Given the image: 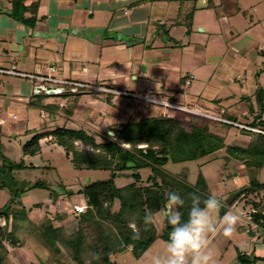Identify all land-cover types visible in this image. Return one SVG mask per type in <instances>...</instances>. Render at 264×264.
Instances as JSON below:
<instances>
[{
	"label": "crops",
	"instance_id": "crops-1",
	"mask_svg": "<svg viewBox=\"0 0 264 264\" xmlns=\"http://www.w3.org/2000/svg\"><path fill=\"white\" fill-rule=\"evenodd\" d=\"M21 1L24 17H32V23L10 15L12 0H0V68L20 73H0V134L15 133V125L10 123L18 118L15 113L27 114L30 107L45 106L60 115L40 94L44 88H76L35 76L87 85L79 89L101 86L116 93L128 91L120 78L134 75L141 81L153 80L160 89L147 84L146 91L150 88L156 95L167 93L171 75L183 79V85H175L176 91L192 85L198 76L200 84L204 79L200 95L205 100H231L236 110L242 105L237 110L241 121L250 124L264 108V0ZM194 59L195 72H182L183 63L192 65ZM141 64L140 76L128 69ZM208 69H213L210 77ZM234 84L239 86L236 92L231 90ZM126 85H130L128 80ZM258 89L263 95L260 101ZM99 92L101 98L106 95ZM162 96L158 97L164 99ZM78 103L69 116L72 119ZM260 116L264 119V110ZM41 117L46 118L45 113ZM23 127L16 130L17 135L31 138L35 134L27 125ZM42 143L48 144L47 139L40 140V151ZM236 201V206L242 204L240 199ZM240 212L247 217L243 208ZM246 230L252 239H258ZM254 250L255 256L264 258L263 248Z\"/></svg>",
	"mask_w": 264,
	"mask_h": 264
},
{
	"label": "trees",
	"instance_id": "trees-1",
	"mask_svg": "<svg viewBox=\"0 0 264 264\" xmlns=\"http://www.w3.org/2000/svg\"><path fill=\"white\" fill-rule=\"evenodd\" d=\"M24 10L21 0H12L10 15L16 20L32 23V17H24ZM40 94L45 97L48 95L45 91ZM81 94L83 90L79 88L75 91L66 88L60 93L69 99L70 113H73ZM262 96L261 89H258L259 101ZM133 100L128 97L129 105H135ZM263 110H259V116L251 121L250 126L264 131V119L260 116ZM136 113L137 117L133 118V112L126 122H119V129L114 131V135L105 131L102 142H97L95 134L85 128L58 126L53 130L35 133L24 142L22 158L18 161L5 153L0 137V188L6 187L3 183L5 179L15 185L14 172L26 168L24 156L38 154L40 140L44 138L48 143L64 149L75 170H104L110 173L107 178L90 180L77 190V194L85 198L87 208L69 222L62 223L66 217H56V214H48L43 221L36 222L28 218L24 208L17 211L11 207V213L5 211L6 216L0 215V264L9 263L6 243L19 246L20 243L32 241L40 246L43 242L44 247H51L58 252L62 250L75 264H117L111 256L123 252L128 246L132 254L139 258L156 238L168 239L170 227L167 224L162 233L156 236L155 227L146 226L143 221L146 211L158 212L165 206V193L175 191L185 199L186 206L182 209L185 218L187 206L190 205V193L195 192L202 198L209 195L208 183L201 171L195 182L191 183L167 172L163 166L169 161L185 162L205 158L221 149L225 150L221 158L223 172H237L243 166L246 183L238 188L235 197L250 207L249 220L264 231V181L259 177L260 170L264 168V133L242 130L251 134L247 143L231 145L225 144L223 135L209 131L206 124L201 127L190 122L188 131L172 117H143L139 112ZM228 117L236 120L233 115ZM140 144L145 146L138 147ZM128 162L134 165L129 168L126 165ZM144 169H149L145 184L140 173ZM122 174L132 181L117 186L116 178ZM35 187H40V183H36ZM60 192L61 189L59 192L52 190L53 203L57 202L55 195ZM69 195H72V191H69ZM115 200L119 202V209L112 211L111 205ZM132 222L137 224L135 231L129 226ZM21 232L23 236L19 234ZM252 258L254 261L259 259L255 255ZM237 259L239 264H251V258L246 259L244 253L239 252Z\"/></svg>",
	"mask_w": 264,
	"mask_h": 264
},
{
	"label": "rangeland",
	"instance_id": "rangeland-1",
	"mask_svg": "<svg viewBox=\"0 0 264 264\" xmlns=\"http://www.w3.org/2000/svg\"><path fill=\"white\" fill-rule=\"evenodd\" d=\"M198 60L200 61L202 59L200 58ZM136 62L138 63L139 61H134L133 63ZM195 63V59L192 62V65H188L191 64L190 62L188 64L183 63L185 68H183L182 72L188 70L195 72L196 66L193 65ZM216 63L217 62L215 61L214 64H211L215 65ZM142 65L143 64L136 65L135 68L129 67L128 69L130 72H135L140 76V68ZM106 71L108 72V70ZM212 71L213 69H208V77L212 75ZM194 74L196 73H193V75ZM215 75L216 72L212 78H214ZM177 77L178 76L173 77L171 75L170 80L168 81L170 89L166 90L167 93H165V91L163 92L164 96H162V93L156 95L158 93H153L152 89L150 95L151 98L165 100L177 105L178 108L176 109L159 103L137 99L135 97H132L135 100H133L132 103L135 105H129L130 102H128V97L131 96L127 95L128 92L129 94H145L147 84H150L155 90L160 89L153 80L141 81L140 78H134V75L129 79L120 78V81L125 86L124 88L128 89L126 95L114 92L107 93V91H104L111 101H108V98L106 99V95L101 98L99 92L101 90L95 88L99 86H95L92 89H82L86 91H83V94L80 96L77 111L74 112L73 119L69 117L71 114L69 110V99L64 95L50 94L47 92L46 104H49L55 109L57 107L60 115H57L52 109L45 106L30 107L27 110V114L15 113L18 118L14 120L15 123L10 122L15 125V133H11L10 136L8 133L5 134L1 132L0 134L3 149L5 153L14 160L18 161V159L20 160V158H22V146L24 142L30 138L23 134L17 135L16 130L22 128L23 124L27 125L28 128L35 133L45 130H53L58 126H65L69 129L85 128L89 133L95 134L97 142H102V139L105 136V131L109 134L112 132L110 135H114V131L119 129V122H126L133 112L135 113L133 114V118L137 117L136 112H139L143 117H172L177 119L181 125H184L188 131L190 129V122L201 127L206 124L209 131L224 136L225 144L245 145L247 143L251 134L242 131L246 129L237 127L233 123L226 124L225 122L219 121V118H222L228 121L248 125L247 122L241 121V119L237 117L238 112L240 111L239 107L242 108L240 103L239 105L236 104L237 110H239L237 111L233 107L234 103L231 100L227 101V103L219 100L213 101L214 99L211 101L205 100L200 95L201 90L204 87V79L203 83L200 84L197 81L199 79L198 76L192 80V85L185 86L181 91H176V84L183 85V79L178 80ZM127 80L130 82V85H126ZM141 83H143V85H141ZM196 86H200L199 90ZM238 89V85H232L231 90L236 92ZM122 92L126 93L125 91ZM102 94L104 93L102 92ZM158 96H162L164 99L159 98ZM200 101L202 103H200ZM61 103L64 105H60ZM222 105L225 106V111L222 110ZM245 105L248 107L249 104L245 103ZM42 113H45L46 118L41 117ZM232 115L235 116L236 120L229 119L228 116ZM123 145L125 147L129 146L128 144ZM144 146V144H140L138 147ZM223 155H225V150L221 149L215 154L198 160L185 162L169 161L163 166V168L167 172L178 175L191 183L195 182L199 171H201L208 183V194L215 192L222 200L223 207L220 213L225 210L226 212L233 211L239 215L240 221L236 227V231L230 238L224 237L219 228L215 233L209 235L208 248L206 251H209L212 254L214 264H239L237 259L239 252L244 253L246 259L251 258V264H264V258H259L256 261L252 258V256L255 255L253 253L257 252L254 248L264 249V231L259 227L255 228L249 220V206L244 205L243 201L240 202L242 204L235 205L238 202L236 201L238 199L235 197L238 188L246 183L245 170L243 166H240V169H238L237 172H223V159H221ZM24 159L26 168L14 172V186H17L20 181L24 180L25 187L22 190H17L15 192L8 187L0 188V211H8L11 213V207L18 209L17 211H22L21 208H24L27 211L28 218L36 222L43 221L48 214L51 216L56 214V217L59 215L66 217L62 223L71 221L74 216L71 213L74 205H79L84 209L86 206L85 198L80 194H77V190L90 180H102L107 178L110 174L108 171L104 170H75L69 157L65 155L64 149L51 142L48 144L42 143L41 151L37 155L33 157L26 156ZM130 172L131 171L129 170L128 173ZM140 173L143 178L142 183L145 184V178L149 174V169L140 170ZM235 173L238 174L237 177L235 176ZM259 177L264 181V168L260 170ZM131 181V178L122 174V176L116 178V185L122 186ZM36 183H40V187H35ZM59 188L61 189V192L55 195L58 199H56V203H53L54 195L52 190L58 191ZM69 191H72V195H69ZM242 208L246 211L247 217H244V213L240 212L242 211ZM118 209L119 202L115 200L111 205V210L117 211ZM18 215L20 216L19 213ZM165 224L166 223H164V220L161 218L154 226L156 236H159L162 233ZM129 226L134 231L137 229V224L134 222L129 223ZM143 228L147 229L146 226ZM246 229L257 234L258 239H252L251 234H249ZM90 230L94 231L93 228ZM22 233L23 232L19 234L23 236ZM228 240H231V244H228ZM165 241L166 240L162 238H156L145 253L138 259L132 254L130 246H128L123 252L113 254L111 259L117 264H151L152 257L163 252ZM37 245V243L33 244V241L22 244L20 243L19 246H11L6 243L9 257L8 264H75L71 262L70 257L65 252H62V250L58 252L59 250H53L51 247L46 248L43 246V242L42 246ZM43 258L44 260H42Z\"/></svg>",
	"mask_w": 264,
	"mask_h": 264
},
{
	"label": "clouds",
	"instance_id": "clouds-1",
	"mask_svg": "<svg viewBox=\"0 0 264 264\" xmlns=\"http://www.w3.org/2000/svg\"><path fill=\"white\" fill-rule=\"evenodd\" d=\"M189 196L186 218L182 211L186 201L175 191L165 193V206L158 212H145L146 226H155L162 218L170 227L163 252L153 256L151 264H214L212 254L206 251L209 235L219 228L224 237L230 238L236 231L239 215L228 211L220 216L223 203L215 192L206 198L195 192Z\"/></svg>",
	"mask_w": 264,
	"mask_h": 264
},
{
	"label": "built area",
	"instance_id": "built-area-1",
	"mask_svg": "<svg viewBox=\"0 0 264 264\" xmlns=\"http://www.w3.org/2000/svg\"><path fill=\"white\" fill-rule=\"evenodd\" d=\"M50 70H53V67H50L49 68ZM0 73H6V74H20L19 72H16L14 71V69H1L0 68ZM24 75V74H23ZM35 78H38L42 81H45V82H51V83H54V84H73L76 88L74 89H71L72 91H75L77 89V87L79 86H87V85H82L80 83H72V82H68V81H65V80H62V79H56L54 77H51V76H35ZM101 91H107V92H113V90L111 89H108V88H104V87H95ZM44 90L46 92H51L53 94H60L62 93L64 90L62 88H60L59 86H54V87H50V88H44ZM118 94H123V95H126V93L124 92H116ZM152 91L150 88L147 89L146 93L145 94H132V93H128L127 95L131 96V97H135L137 99H141V100H144V101H148V102H152V103H159L161 105H164V106H167V107H172V108H178L177 105H174L173 103H169L168 101H165V100H159V99H156V98H151L150 95H151ZM219 121L221 122H225V123H233L235 124L237 127H240V128H243V129H246L248 131H252V132H256V133H264L263 130L259 129V128H256V127H252L250 126L249 124L246 125V124H241V123H236V122H233V121H228V120H225V119H222V118H219ZM87 206H85V209L79 205H74L73 209H72V214L74 216H77L79 215L80 213H83L85 212Z\"/></svg>",
	"mask_w": 264,
	"mask_h": 264
},
{
	"label": "water",
	"instance_id": "water-1",
	"mask_svg": "<svg viewBox=\"0 0 264 264\" xmlns=\"http://www.w3.org/2000/svg\"><path fill=\"white\" fill-rule=\"evenodd\" d=\"M110 134H112V132H110ZM127 167H130L132 165H134L132 162H128L127 164ZM3 183L6 187L10 188L12 191H17V190H22L24 187H25V181L22 180L20 181V183L17 185V186H14L13 184H11V182H9L8 180H3ZM59 191V189H58ZM0 215H3V216H6L7 215V212L5 211H0Z\"/></svg>",
	"mask_w": 264,
	"mask_h": 264
}]
</instances>
